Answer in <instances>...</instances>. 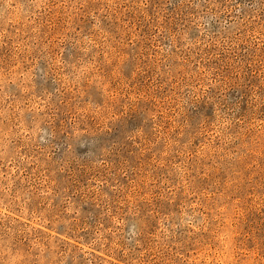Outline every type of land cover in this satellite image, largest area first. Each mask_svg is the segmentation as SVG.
Wrapping results in <instances>:
<instances>
[{"label": "rangeland", "instance_id": "rangeland-1", "mask_svg": "<svg viewBox=\"0 0 264 264\" xmlns=\"http://www.w3.org/2000/svg\"><path fill=\"white\" fill-rule=\"evenodd\" d=\"M0 264H264V0H0Z\"/></svg>", "mask_w": 264, "mask_h": 264}]
</instances>
